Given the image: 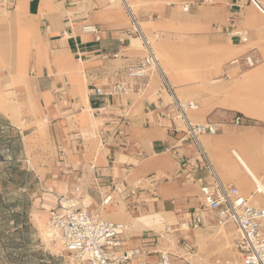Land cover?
I'll return each instance as SVG.
<instances>
[{
  "label": "crops",
  "instance_id": "crops-1",
  "mask_svg": "<svg viewBox=\"0 0 264 264\" xmlns=\"http://www.w3.org/2000/svg\"><path fill=\"white\" fill-rule=\"evenodd\" d=\"M124 1L122 5L118 0H0V14L13 15L17 43L27 48L22 59L28 80L15 75L16 87L43 101L53 140L68 159L75 158L84 177L87 206L103 220L127 224L125 248L141 249L147 256L158 252L152 246L173 221H184L187 229L214 221L201 196V185L214 183L211 172L243 196L251 194L254 182L234 152L252 170L242 149L252 137L247 126L241 130L233 122V126L219 123L215 114L196 102L194 109H185L189 121L220 127L214 135H199V146L195 144L184 133V121L158 72L148 71L126 93L107 99L106 112H97L99 97L91 89H107V83L118 81L144 57L131 22L132 2ZM85 24L94 25L96 32L83 31ZM139 33L145 39L143 30ZM171 90L182 103L174 85ZM69 96L73 102L64 100ZM227 116L225 112L222 120ZM87 121L93 123V139L82 135ZM256 127L262 131L261 123ZM65 194L82 201L79 192ZM107 195L111 200L103 203ZM195 216L203 220L199 227L191 226ZM189 239L197 242L195 235L189 234ZM144 259L149 258L135 261Z\"/></svg>",
  "mask_w": 264,
  "mask_h": 264
},
{
  "label": "rangeland",
  "instance_id": "rangeland-1",
  "mask_svg": "<svg viewBox=\"0 0 264 264\" xmlns=\"http://www.w3.org/2000/svg\"><path fill=\"white\" fill-rule=\"evenodd\" d=\"M257 1L264 8V0ZM131 2L136 18L132 16L131 22L138 26L133 29L143 55L146 49L139 29L181 102L201 103L203 110L228 126L236 116L242 118L237 127L242 130L247 126L246 133L252 137L242 148L245 160L264 186V12L251 0ZM187 4L189 9L184 11ZM16 32L13 15L1 13L0 264H76L54 238L47 205L66 192H79L87 205L84 177L78 173L75 158L68 159L53 140L43 101L16 87L15 75L24 76L21 81L27 79V63L22 59L27 48L17 43ZM148 71L158 72L154 68ZM64 100L74 101L72 96ZM225 112L228 116L222 120ZM78 118L74 116L76 123ZM260 123L263 128L258 132L259 127H254ZM93 129L88 121L82 126L85 139L96 136ZM234 154L242 164L244 159ZM81 177L82 184L78 183ZM253 182L254 190L246 197L251 204L264 206V196ZM183 223L173 221L166 232H160L151 250L168 252L173 264H234L237 232L232 223L211 221L195 229H187ZM189 234L195 235L197 242L191 241ZM156 255L151 252L147 256L152 259Z\"/></svg>",
  "mask_w": 264,
  "mask_h": 264
},
{
  "label": "built area",
  "instance_id": "built-area-1",
  "mask_svg": "<svg viewBox=\"0 0 264 264\" xmlns=\"http://www.w3.org/2000/svg\"><path fill=\"white\" fill-rule=\"evenodd\" d=\"M182 8L187 11L189 5H184ZM85 25L82 27L83 31L96 32L94 25L92 29L86 28ZM143 42L146 55L141 62L128 68L120 76L121 79L108 89L100 87L91 89V94L99 97L97 112H106L109 106L107 99L126 93L133 81L144 78L147 70L154 68L172 95L173 104L184 121V133L199 146V135L206 133L214 135L218 132V126L211 122L193 124L189 121L185 109L186 107L194 109L196 105L192 102L180 103L174 98L171 86L162 73L151 47L144 38ZM247 60L251 63L252 59L247 57ZM242 122L240 116L234 118V124L238 125ZM200 153L205 158L201 149ZM206 162L210 167L207 160ZM212 175L214 178L212 185H201L202 203L207 211L213 213L214 222L217 224L230 222L236 229L234 264H264V206L251 204L238 188L225 186L213 172ZM110 200L111 196L107 195L103 203H108ZM48 215V223L54 238L76 264H173L170 254L166 251H158L152 259L135 261L148 252L145 253L137 248H125V232L128 230V225L99 218L77 196L57 195ZM202 224L203 220L200 216H195L191 221V226L194 227ZM156 240L153 238L152 242Z\"/></svg>",
  "mask_w": 264,
  "mask_h": 264
},
{
  "label": "bare ground",
  "instance_id": "bare-ground-1",
  "mask_svg": "<svg viewBox=\"0 0 264 264\" xmlns=\"http://www.w3.org/2000/svg\"><path fill=\"white\" fill-rule=\"evenodd\" d=\"M252 3L257 6L261 11L264 12V8L260 5V3L257 0H251ZM125 4V3H124ZM135 19V18H134ZM86 28H93V25H85ZM136 29H138L137 24H135ZM143 36V35H142ZM163 80V79H162ZM173 93V92H172ZM177 100V99H176ZM179 102V101H178ZM45 120V119H44ZM182 120V119H181ZM200 148V147H199ZM205 149V148H204ZM243 167L245 168V170L247 171V173L249 174L250 178L252 180H254L257 184L256 186V190L257 192L261 193L264 196V186L262 185V183L259 181V179L257 178V176L255 175V173L250 169V167L246 164L245 161H242ZM211 166V165H210ZM212 167V166H211ZM214 172V171H213ZM212 173V172H211ZM218 175V174H217ZM47 234L50 235V231L49 229L46 230Z\"/></svg>",
  "mask_w": 264,
  "mask_h": 264
}]
</instances>
